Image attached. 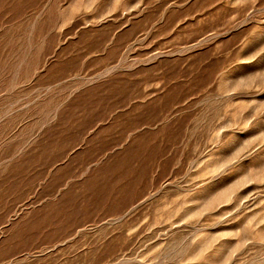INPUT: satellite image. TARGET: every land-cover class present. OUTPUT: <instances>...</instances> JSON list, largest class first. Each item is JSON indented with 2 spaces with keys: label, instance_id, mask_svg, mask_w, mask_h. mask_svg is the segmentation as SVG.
Here are the masks:
<instances>
[{
  "label": "rangeland",
  "instance_id": "374dc122",
  "mask_svg": "<svg viewBox=\"0 0 264 264\" xmlns=\"http://www.w3.org/2000/svg\"><path fill=\"white\" fill-rule=\"evenodd\" d=\"M0 264H264V0H0Z\"/></svg>",
  "mask_w": 264,
  "mask_h": 264
}]
</instances>
